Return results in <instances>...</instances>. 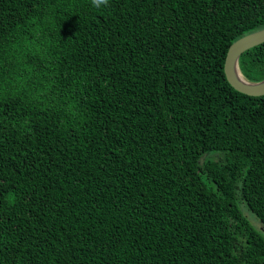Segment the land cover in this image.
<instances>
[{
  "label": "trees",
  "instance_id": "16d2710c",
  "mask_svg": "<svg viewBox=\"0 0 264 264\" xmlns=\"http://www.w3.org/2000/svg\"><path fill=\"white\" fill-rule=\"evenodd\" d=\"M261 29L264 0H0V264H264V96L224 73Z\"/></svg>",
  "mask_w": 264,
  "mask_h": 264
},
{
  "label": "water",
  "instance_id": "95a60500",
  "mask_svg": "<svg viewBox=\"0 0 264 264\" xmlns=\"http://www.w3.org/2000/svg\"><path fill=\"white\" fill-rule=\"evenodd\" d=\"M262 44H264V29L250 33L234 42L229 47L225 58L224 73L227 81L237 92L246 96H264V79L251 82L243 76L240 70L241 56Z\"/></svg>",
  "mask_w": 264,
  "mask_h": 264
},
{
  "label": "rangeland",
  "instance_id": "374dc122",
  "mask_svg": "<svg viewBox=\"0 0 264 264\" xmlns=\"http://www.w3.org/2000/svg\"><path fill=\"white\" fill-rule=\"evenodd\" d=\"M246 214H248L250 217H251V219H252V224L256 227V225L259 227L260 225L255 221V219H256V217L254 216V215H252V214H250V213H248V212H246Z\"/></svg>",
  "mask_w": 264,
  "mask_h": 264
},
{
  "label": "clouds",
  "instance_id": "9594fccd",
  "mask_svg": "<svg viewBox=\"0 0 264 264\" xmlns=\"http://www.w3.org/2000/svg\"><path fill=\"white\" fill-rule=\"evenodd\" d=\"M93 3L99 6L100 4H106L107 0H93Z\"/></svg>",
  "mask_w": 264,
  "mask_h": 264
}]
</instances>
